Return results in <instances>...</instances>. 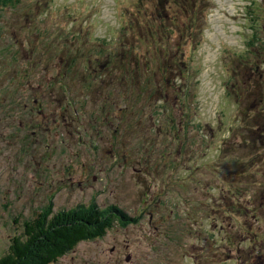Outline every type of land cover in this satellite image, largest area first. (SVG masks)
<instances>
[{
    "label": "rangeland",
    "instance_id": "obj_1",
    "mask_svg": "<svg viewBox=\"0 0 264 264\" xmlns=\"http://www.w3.org/2000/svg\"><path fill=\"white\" fill-rule=\"evenodd\" d=\"M259 1L257 17L246 8L251 0L204 4L189 93L182 91V70L171 72L174 78L161 87L144 73L149 84L140 86L142 107L137 100L133 107L145 116L139 124L118 118L137 88L130 92L122 70L115 71L116 63L107 67L106 58L114 50L125 55L127 45L116 41L122 25L133 11L145 19L136 9L149 13L156 0L1 4L0 257L23 231V220L43 206L53 201L55 210L71 209L96 198L101 207L125 210L129 223L115 221L102 237L81 241L51 264H264V248L255 238L264 235V208L257 211L251 202L264 204L258 175L264 172V120L250 140L242 119L263 109L258 103L247 107L257 81L241 60L256 42L264 98V0ZM156 18L152 13L150 21ZM129 45L143 54L137 68L144 69L149 46L136 37ZM69 54L77 61L70 68ZM164 92L169 102L162 109L156 104ZM247 159L256 171L238 184L234 162ZM233 180L245 190L226 197Z\"/></svg>",
    "mask_w": 264,
    "mask_h": 264
},
{
    "label": "trees",
    "instance_id": "obj_2",
    "mask_svg": "<svg viewBox=\"0 0 264 264\" xmlns=\"http://www.w3.org/2000/svg\"><path fill=\"white\" fill-rule=\"evenodd\" d=\"M9 1L14 2L16 0H0V5L8 3ZM207 1L156 0L159 5L155 4L149 13L145 10L141 12V8H137L136 10L139 15L146 18L138 17V14L134 11L131 13L129 17H133V19L130 18L129 24L125 23L126 25H122L124 30H121V34H123L121 35V44L125 43L127 45L124 47L125 55H117L119 52L116 50L112 51V55L108 52L106 58L107 67L110 66V63H116L115 71L122 70V74H119L123 79V84L132 86L130 92H132L133 88H137L139 90L138 92H141L142 89L140 86L142 83L149 84V80L141 83L145 67L144 69L137 68L138 56H142L143 54H140L136 50V46L129 45V40L132 37H136V40L141 44L149 46L151 49L150 53L154 56L153 61L155 62V66L153 70L147 69L150 72L149 74L154 75L153 78H155L156 83L158 82V86L160 84L158 80L161 76L166 77L165 80L169 81L167 76L170 75V72H181L186 66L184 56L187 52V44L185 42L187 41L188 35L191 36L192 40H197L198 34H202L204 31L203 25L206 20V13L204 11L207 12V7L204 4ZM176 12H180L182 19L176 18L173 20ZM152 13L157 15L154 22L150 21L152 19ZM202 13L204 14L202 15ZM198 14H200L199 17H197ZM196 17L197 19L193 23L187 25L189 20L191 21ZM180 39H182L180 42L181 45L176 47ZM197 43L195 44L196 46H198ZM77 51L81 53L82 48L80 47L79 50L75 49V52ZM243 61L246 63L245 71L248 74L247 60ZM73 62L77 64L76 59H72V55L69 54L66 58V67L70 68ZM90 65L89 67L93 70ZM248 67L251 69L249 65ZM109 70L111 69L109 68ZM91 76L94 77L96 75ZM256 85V89L253 88L254 90L249 91V96L246 101L247 107L248 103L250 106H255L257 103L261 105L264 102V98L259 97V93H262L263 88L258 81ZM257 88L261 90L258 91ZM156 91L160 93V87ZM125 95L128 97V94ZM167 96L168 93L165 92V98H162L166 100ZM158 98L162 101V98ZM127 101L125 102L126 104H121L122 107L125 106L123 118H145L139 111H137L138 113L136 111L135 113L130 111V107L127 106ZM263 114V112H260L248 119L246 127L251 131L250 140L251 137L253 139V133L258 132L255 130L261 126ZM255 126L257 129H255ZM261 129H264V125ZM263 138L264 135L260 139ZM245 142L247 145L248 139H245ZM251 161L252 159L234 162V166L237 168L234 180L238 184L245 183L246 179H249L255 173L256 170H251L250 168V166H255ZM231 173L234 174L235 172L231 171ZM261 174H264V172L258 173V175ZM254 202L256 204L259 202V210L264 208L262 207L264 204L261 203V200L255 199ZM126 214L128 213L125 210L114 204H108L103 207L99 206L96 198H93L89 203H80L74 208L60 210H55L52 201L48 205L43 206L33 219L23 220V231L16 233L11 238V244L7 252L0 257V264H51L57 262L81 241L102 237L115 221L120 224L123 222V225L129 223L130 217ZM261 240L264 241V238H261Z\"/></svg>",
    "mask_w": 264,
    "mask_h": 264
}]
</instances>
